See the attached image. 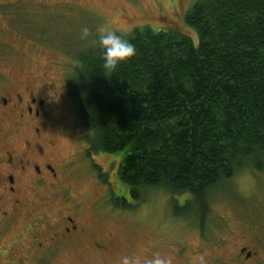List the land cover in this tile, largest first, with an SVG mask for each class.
<instances>
[{
  "label": "trees",
  "instance_id": "16d2710c",
  "mask_svg": "<svg viewBox=\"0 0 264 264\" xmlns=\"http://www.w3.org/2000/svg\"><path fill=\"white\" fill-rule=\"evenodd\" d=\"M184 21L197 41L172 27L120 34L136 54L112 73L88 46L66 90L89 146L121 154L130 194L186 195L175 213L204 229L211 192L247 163L264 169V0H196Z\"/></svg>",
  "mask_w": 264,
  "mask_h": 264
},
{
  "label": "rangeland",
  "instance_id": "374dc122",
  "mask_svg": "<svg viewBox=\"0 0 264 264\" xmlns=\"http://www.w3.org/2000/svg\"><path fill=\"white\" fill-rule=\"evenodd\" d=\"M195 1L25 0L23 10L14 12L16 19L27 20L32 31L46 38H34L37 53L33 60L16 56L9 58L7 67L14 65L17 71L21 67L30 68L26 72L38 78L40 87L52 86L59 92L52 112L53 124L58 128L54 137L57 153L71 164L68 185L72 196L85 201V217L95 224L96 231L117 235L112 253H85L77 264H115L121 254L143 259L156 251L170 254L175 260V250L182 245L189 246L188 251L193 250L194 244L203 242L200 236L204 240L206 236L209 239L206 242L212 243V254L227 257L239 242L264 240V169H257L251 163L211 192L209 217L202 231L195 216L175 213L176 204L180 209L185 208L182 201L186 195L173 196L162 189L144 188L138 197H133L129 186L118 177L121 154L96 152L94 158L101 166V173L99 166H90V160H79L90 136L78 116L77 105L65 96L66 80L77 56L88 46L97 44L96 29L107 26L125 36L137 27L149 26L155 30L172 27L197 41L196 32L184 21ZM82 25H87L93 33L86 40L79 39ZM31 39L28 37L24 44L29 46ZM6 41L19 49L25 46L10 37ZM108 175L115 187V211L110 209L108 201ZM62 255L64 264H70L76 253L71 250Z\"/></svg>",
  "mask_w": 264,
  "mask_h": 264
},
{
  "label": "flooded vegetation",
  "instance_id": "af4514ba",
  "mask_svg": "<svg viewBox=\"0 0 264 264\" xmlns=\"http://www.w3.org/2000/svg\"><path fill=\"white\" fill-rule=\"evenodd\" d=\"M24 2L0 0V264H64L62 254L71 250L76 256L70 264H77L85 253H112L117 235L96 231L85 217V201L72 196L71 164L57 153L54 137L58 128L52 112L59 92L52 86L40 87L38 78L26 72L30 68L7 67L9 58L16 56L33 60L37 53L33 40L46 38L32 31L27 20L14 16L23 10ZM8 37L25 46L19 49L7 43ZM28 37H32L29 46L24 44ZM65 96L69 97L67 90ZM95 153L88 145L77 158L90 160V166H99L101 173ZM109 176L108 201L115 211V187ZM200 238L203 242L191 251L185 245L175 250L174 264H197L201 254L208 264H264L263 239L239 242L222 257L210 252L212 243L206 242V236Z\"/></svg>",
  "mask_w": 264,
  "mask_h": 264
},
{
  "label": "clouds",
  "instance_id": "9594fccd",
  "mask_svg": "<svg viewBox=\"0 0 264 264\" xmlns=\"http://www.w3.org/2000/svg\"><path fill=\"white\" fill-rule=\"evenodd\" d=\"M93 33L87 25H82L79 29V39L86 40ZM97 47L100 49V62L105 73L115 72L121 63L127 62L135 56L136 47L131 40L124 38L116 31L107 26L96 29ZM115 264H174V259L170 254L154 252L151 256L140 259L128 254H121ZM197 264H208L205 254L197 257Z\"/></svg>",
  "mask_w": 264,
  "mask_h": 264
}]
</instances>
